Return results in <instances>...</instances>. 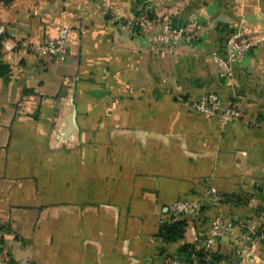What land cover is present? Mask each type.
Returning a JSON list of instances; mask_svg holds the SVG:
<instances>
[{
  "label": "crops",
  "instance_id": "0c3cea01",
  "mask_svg": "<svg viewBox=\"0 0 264 264\" xmlns=\"http://www.w3.org/2000/svg\"><path fill=\"white\" fill-rule=\"evenodd\" d=\"M144 14L153 34L167 20L189 28L191 43L157 51L124 27ZM61 27L64 62L0 48V264H264V0L0 5V38L39 44ZM233 36L253 47L221 77L216 60L227 61ZM207 93L261 126L190 113L185 104ZM195 198L200 214L164 239L165 206ZM217 217L236 235L202 260Z\"/></svg>",
  "mask_w": 264,
  "mask_h": 264
},
{
  "label": "built area",
  "instance_id": "2783aa9c",
  "mask_svg": "<svg viewBox=\"0 0 264 264\" xmlns=\"http://www.w3.org/2000/svg\"><path fill=\"white\" fill-rule=\"evenodd\" d=\"M163 28L159 33L153 34L154 21L144 14L137 23L126 22L124 27L132 30L135 34H141L157 45V51L171 53L176 45H188L192 41V34L189 28H174L169 21L163 22ZM69 34L70 31L61 27L53 39L45 40L39 44H29L23 38H0V48L7 52H14L15 49L23 47L30 49L37 56H47L52 60L64 62L69 56ZM253 43L239 36H233L228 41V59H217L218 71L221 77H231L233 74L232 65L243 60L244 55L251 50ZM187 110L192 114L201 115L207 119H216L222 126L234 125L244 122L249 128H259L261 123L257 119L248 118L247 112L235 105L225 104L213 93L201 94L197 98L185 104ZM256 190L264 191V177L256 183ZM212 200L221 202L222 196L211 189ZM203 200L178 199L165 206L166 218L160 219V233L165 225L177 223L180 220H187L200 214ZM233 223L230 220L217 217L211 221L209 235L205 238L202 251L207 261L214 253L216 242L225 235L235 236ZM244 237H248L243 235ZM249 238V237H248ZM162 264H185L178 257L164 256Z\"/></svg>",
  "mask_w": 264,
  "mask_h": 264
},
{
  "label": "trees",
  "instance_id": "16d2710c",
  "mask_svg": "<svg viewBox=\"0 0 264 264\" xmlns=\"http://www.w3.org/2000/svg\"><path fill=\"white\" fill-rule=\"evenodd\" d=\"M183 228H184L183 223L165 225L163 227L160 235L163 236V238L168 240V241L174 240V239H176L182 235ZM197 253H198L200 259H202V260L206 259V255L203 253V251H198ZM212 255H210L211 259H213Z\"/></svg>",
  "mask_w": 264,
  "mask_h": 264
},
{
  "label": "rangeland",
  "instance_id": "374dc122",
  "mask_svg": "<svg viewBox=\"0 0 264 264\" xmlns=\"http://www.w3.org/2000/svg\"><path fill=\"white\" fill-rule=\"evenodd\" d=\"M12 0H0L1 6H8ZM6 71V68L4 66H0V74H4Z\"/></svg>",
  "mask_w": 264,
  "mask_h": 264
}]
</instances>
